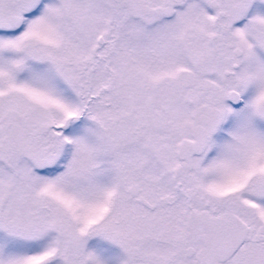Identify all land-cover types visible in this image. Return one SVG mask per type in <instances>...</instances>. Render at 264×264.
Returning <instances> with one entry per match:
<instances>
[{
    "label": "snow or ice",
    "instance_id": "obj_1",
    "mask_svg": "<svg viewBox=\"0 0 264 264\" xmlns=\"http://www.w3.org/2000/svg\"><path fill=\"white\" fill-rule=\"evenodd\" d=\"M0 264H264V0H0Z\"/></svg>",
    "mask_w": 264,
    "mask_h": 264
}]
</instances>
